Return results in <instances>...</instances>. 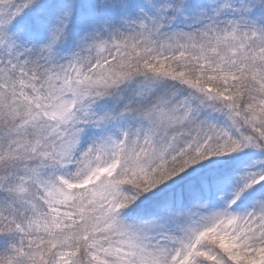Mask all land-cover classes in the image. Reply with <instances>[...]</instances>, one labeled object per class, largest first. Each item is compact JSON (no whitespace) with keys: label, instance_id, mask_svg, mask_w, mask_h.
I'll use <instances>...</instances> for the list:
<instances>
[{"label":"snow or ice","instance_id":"snow-or-ice-1","mask_svg":"<svg viewBox=\"0 0 264 264\" xmlns=\"http://www.w3.org/2000/svg\"><path fill=\"white\" fill-rule=\"evenodd\" d=\"M0 264H264V0H0Z\"/></svg>","mask_w":264,"mask_h":264}]
</instances>
